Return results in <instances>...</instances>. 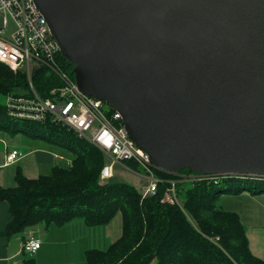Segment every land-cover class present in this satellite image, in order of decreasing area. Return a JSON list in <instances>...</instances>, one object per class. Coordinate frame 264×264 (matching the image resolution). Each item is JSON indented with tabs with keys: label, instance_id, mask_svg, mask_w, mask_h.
<instances>
[{
	"label": "water",
	"instance_id": "1",
	"mask_svg": "<svg viewBox=\"0 0 264 264\" xmlns=\"http://www.w3.org/2000/svg\"><path fill=\"white\" fill-rule=\"evenodd\" d=\"M34 1L156 167L264 177V0Z\"/></svg>",
	"mask_w": 264,
	"mask_h": 264
},
{
	"label": "trees",
	"instance_id": "2",
	"mask_svg": "<svg viewBox=\"0 0 264 264\" xmlns=\"http://www.w3.org/2000/svg\"><path fill=\"white\" fill-rule=\"evenodd\" d=\"M63 64L74 78L69 63L65 60ZM32 81L42 97H48L58 84L44 67L35 70ZM23 90L29 91L26 73L1 65L0 97L6 100L9 94L21 95ZM15 123L27 129L21 131ZM0 131L46 136L53 143L65 140L62 146L73 149L72 167L56 164L50 174L38 178H28L19 167L16 185L0 186V203L9 204L12 216L1 236L9 239L40 224L64 227L77 220L90 226L107 225L121 213V238L106 250H88L86 264H264L251 251L241 217L225 210L221 202L227 194L264 195V177L214 175L178 183L181 205H170L162 202L170 183H162L156 196L143 198L134 186L102 182L107 161L103 153L50 119L44 123L18 120L9 114L6 102L0 101ZM125 166L139 171L135 161H126ZM158 174L167 180L178 178ZM24 264L36 262L30 257Z\"/></svg>",
	"mask_w": 264,
	"mask_h": 264
},
{
	"label": "built area",
	"instance_id": "3",
	"mask_svg": "<svg viewBox=\"0 0 264 264\" xmlns=\"http://www.w3.org/2000/svg\"><path fill=\"white\" fill-rule=\"evenodd\" d=\"M63 62L65 59L49 22L34 0H0V66L5 65L15 73H26L29 83L26 93L7 96L9 114L18 120L36 123L50 119L97 147L107 160L100 175L102 182L114 177L116 165L129 169L125 162L135 161L139 171L133 173L142 174L148 181L143 198L156 196L162 183H170L171 187L165 192L162 202L181 205L177 184L194 183L205 176L170 173L156 167L149 155L129 136L122 115L104 101L83 93L75 77L64 69ZM42 67L58 81L48 97H42L32 81L35 70ZM23 156L21 151L11 150L7 161L15 163ZM56 159L72 167V159L62 156H56ZM158 172L175 174L178 178L167 180ZM41 246L39 238L29 236L23 242L22 251L34 255Z\"/></svg>",
	"mask_w": 264,
	"mask_h": 264
},
{
	"label": "crops",
	"instance_id": "4",
	"mask_svg": "<svg viewBox=\"0 0 264 264\" xmlns=\"http://www.w3.org/2000/svg\"><path fill=\"white\" fill-rule=\"evenodd\" d=\"M11 150H18L17 148H11L7 142L6 138L0 136V186L2 187H14L16 185L15 177L20 167L25 176L28 178H38L41 174L40 171L44 166L49 165L51 168L55 167L53 159L48 158L41 151L36 149L35 153L31 155L32 151L23 153L24 156L16 161L15 163H8L7 155ZM35 156V157H34ZM19 164L18 166H16ZM58 164H61L58 162ZM121 168L126 169L122 166ZM130 171V170H129ZM132 172V171H131ZM47 175V174H46ZM138 175V174H137ZM251 194V193H250ZM244 195V194H243ZM233 212V211H232ZM237 213V212H236ZM12 216L10 214V207L7 202L0 203V264H24L27 258L33 257L36 264H67V257H58L61 253L68 251L69 247L72 248L76 245H80V241H71L69 239L63 243H54L53 234L54 226H47L45 224H40L36 227L30 228L22 234H17L11 238H5L1 234L6 229L7 225L10 223ZM122 219V221H121ZM84 222V221H83ZM76 223V221L72 222ZM69 223L64 227H59L60 231L58 233L65 240V236L72 231H69ZM244 225V224H243ZM84 227L85 225H78ZM90 226V225H88ZM245 227V225H244ZM104 238H109V247L111 244L119 240L123 234V216L118 213L117 216L107 225H105ZM246 229V228H245ZM47 235L48 240L43 241V236ZM29 236H35L42 241V246L33 256L24 254L22 251V245L25 239ZM247 236L250 242L251 251L258 258L264 259V228H252L247 231ZM106 242V241H105ZM108 247V248H109ZM107 248V249H108ZM91 249H99L98 246H85L81 247L79 253L82 256L81 264H84L85 253ZM101 250V249H100ZM83 260V261H82Z\"/></svg>",
	"mask_w": 264,
	"mask_h": 264
},
{
	"label": "rangeland",
	"instance_id": "5",
	"mask_svg": "<svg viewBox=\"0 0 264 264\" xmlns=\"http://www.w3.org/2000/svg\"><path fill=\"white\" fill-rule=\"evenodd\" d=\"M20 93H26V91L23 90L20 91ZM0 101H2L3 103L6 102V100L2 99L1 97ZM15 126L21 131L27 129V127L23 124L15 123ZM0 136L6 138V142L11 148H17L24 154L32 151V155L35 153L36 149H38L48 158L53 159L54 164H58V162L60 161L59 159H56V156L58 158L62 156L66 159H72L71 155H73V149H71V147L68 148L62 146L66 144L65 140L64 143L61 141L53 143L51 138H48L46 136H31L27 135L24 132L13 134L10 132L4 133V131H0ZM61 162L62 164H65L63 161ZM18 165L19 164H17L16 166ZM39 174H50V166H44ZM110 182L134 186V188L139 192L140 195H144L145 190L148 187V181L142 174L137 175L129 170L121 168L119 165H116L114 167V177L110 180ZM245 193L246 194L244 195H223L221 199L222 206L227 211L237 212L241 217V220L245 225L247 231L249 229L251 230L252 228H264V195H253L248 192ZM78 225L85 226L81 227ZM54 229V243L63 244L68 239L69 242H71L72 240L81 242L79 246L76 245L73 248L70 246L68 251H65L67 253L66 255L64 254V252L58 255V257H67V264H81V259L83 256L79 253L81 247L98 246L101 250H106L109 247L108 244L110 242V239L104 238V231L106 229L105 225L88 226L82 220H77L76 223H72L69 226V231H72L69 233V236H65V240H62L63 237L58 233V231H60V228L54 226ZM48 239L49 237L47 235L43 236V241H46ZM84 264H86V258L84 259Z\"/></svg>",
	"mask_w": 264,
	"mask_h": 264
}]
</instances>
